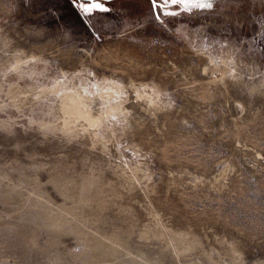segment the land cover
I'll use <instances>...</instances> for the list:
<instances>
[{
  "label": "rangeland",
  "instance_id": "374dc122",
  "mask_svg": "<svg viewBox=\"0 0 264 264\" xmlns=\"http://www.w3.org/2000/svg\"><path fill=\"white\" fill-rule=\"evenodd\" d=\"M83 2L0 0V264H264V0Z\"/></svg>",
  "mask_w": 264,
  "mask_h": 264
},
{
  "label": "snow or ice",
  "instance_id": "6c2138e0",
  "mask_svg": "<svg viewBox=\"0 0 264 264\" xmlns=\"http://www.w3.org/2000/svg\"><path fill=\"white\" fill-rule=\"evenodd\" d=\"M181 2L182 0H151L153 9H159L163 15H172L165 12V8H167L169 5H178ZM100 8L101 4L99 3V0H95V2H92V0H84V2L80 5V10L86 14L91 13L94 9Z\"/></svg>",
  "mask_w": 264,
  "mask_h": 264
},
{
  "label": "trees",
  "instance_id": "16d2710c",
  "mask_svg": "<svg viewBox=\"0 0 264 264\" xmlns=\"http://www.w3.org/2000/svg\"><path fill=\"white\" fill-rule=\"evenodd\" d=\"M74 13H75V12H73V13L69 16V18H73V17H75V16H74Z\"/></svg>",
  "mask_w": 264,
  "mask_h": 264
}]
</instances>
